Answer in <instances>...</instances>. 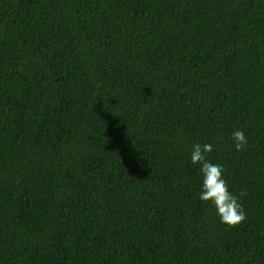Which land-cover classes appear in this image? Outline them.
I'll list each match as a JSON object with an SVG mask.
<instances>
[{
	"label": "trees",
	"instance_id": "obj_1",
	"mask_svg": "<svg viewBox=\"0 0 264 264\" xmlns=\"http://www.w3.org/2000/svg\"><path fill=\"white\" fill-rule=\"evenodd\" d=\"M0 264H264V0H0Z\"/></svg>",
	"mask_w": 264,
	"mask_h": 264
},
{
	"label": "clouds",
	"instance_id": "obj_2",
	"mask_svg": "<svg viewBox=\"0 0 264 264\" xmlns=\"http://www.w3.org/2000/svg\"><path fill=\"white\" fill-rule=\"evenodd\" d=\"M231 139L237 152L246 148L247 139L243 131L234 130ZM212 150L210 143L203 145L196 143L192 146L191 162L193 165H200L203 177L199 199L204 202L211 201L221 222L229 227H235L246 220V213L239 199L245 196L246 192L241 191L238 195H234L229 191L227 181L223 177V167L206 159V154Z\"/></svg>",
	"mask_w": 264,
	"mask_h": 264
}]
</instances>
